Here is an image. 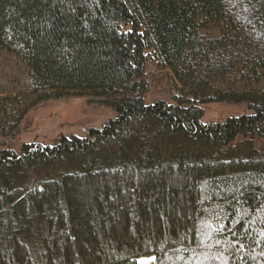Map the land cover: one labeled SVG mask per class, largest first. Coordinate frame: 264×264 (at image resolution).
I'll return each instance as SVG.
<instances>
[{
	"label": "trees",
	"instance_id": "trees-1",
	"mask_svg": "<svg viewBox=\"0 0 264 264\" xmlns=\"http://www.w3.org/2000/svg\"><path fill=\"white\" fill-rule=\"evenodd\" d=\"M66 96L118 117L7 146ZM0 140V264H264V0H0Z\"/></svg>",
	"mask_w": 264,
	"mask_h": 264
},
{
	"label": "rangeland",
	"instance_id": "rangeland-1",
	"mask_svg": "<svg viewBox=\"0 0 264 264\" xmlns=\"http://www.w3.org/2000/svg\"><path fill=\"white\" fill-rule=\"evenodd\" d=\"M175 93L166 78L160 81L154 80L149 93L144 97V104L149 106L164 102L174 105L175 101L172 96ZM202 107V124H222L228 118L254 113L244 104L215 103ZM117 117L118 114L112 109L89 105L87 97L66 96L49 100L26 115L19 134L8 142L7 146L17 153L23 145L36 144L43 147H54L64 137L75 135L82 138L87 128L101 129L108 121ZM138 264H150V257L138 259Z\"/></svg>",
	"mask_w": 264,
	"mask_h": 264
}]
</instances>
